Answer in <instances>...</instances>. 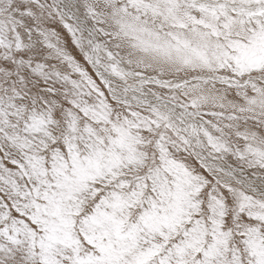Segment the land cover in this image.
Wrapping results in <instances>:
<instances>
[{
	"label": "snow or ice",
	"instance_id": "1",
	"mask_svg": "<svg viewBox=\"0 0 264 264\" xmlns=\"http://www.w3.org/2000/svg\"><path fill=\"white\" fill-rule=\"evenodd\" d=\"M0 264H264V0H0Z\"/></svg>",
	"mask_w": 264,
	"mask_h": 264
}]
</instances>
